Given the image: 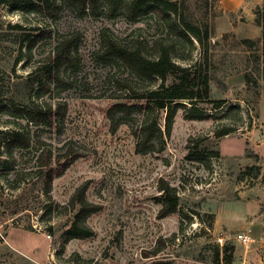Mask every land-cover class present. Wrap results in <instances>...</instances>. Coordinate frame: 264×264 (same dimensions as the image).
<instances>
[{
    "label": "rangeland",
    "instance_id": "1",
    "mask_svg": "<svg viewBox=\"0 0 264 264\" xmlns=\"http://www.w3.org/2000/svg\"><path fill=\"white\" fill-rule=\"evenodd\" d=\"M129 1L111 11L101 0L93 15L73 0H54L53 16L12 0L0 3V130L22 127L32 137L30 149L16 150L15 170H0V264H264V80L255 74L246 84L254 64L241 43L252 39L261 49L255 10L264 0H167L178 3L180 15L162 19L148 10L135 20ZM181 18L199 29L203 43L177 35ZM65 38L73 40L72 58L38 97L25 79ZM161 40L176 64L208 69L211 100L226 103L219 110L200 106L210 115L205 120H188L179 109L163 145L140 153L141 117L117 125L111 109L119 101L136 103L131 96L161 80L137 78L102 47L114 41L154 59ZM128 79L131 96L121 87ZM30 95L60 107L53 127L28 124L20 102ZM226 129L234 131L217 136ZM41 149L52 150L54 159L78 155L49 192L43 183L32 186ZM254 165L261 168L256 177L248 170ZM163 185L180 197L167 217H161ZM82 187L98 210L77 219L74 197ZM76 220L84 236L69 238ZM242 233L255 241L241 245Z\"/></svg>",
    "mask_w": 264,
    "mask_h": 264
},
{
    "label": "trees",
    "instance_id": "2",
    "mask_svg": "<svg viewBox=\"0 0 264 264\" xmlns=\"http://www.w3.org/2000/svg\"><path fill=\"white\" fill-rule=\"evenodd\" d=\"M10 0H2L0 3H4ZM14 4L20 8L31 7L35 10L46 11L50 15L55 14L54 0H12ZM78 9L81 12H90L94 15L99 11L101 0H73ZM107 7L111 11H115L119 7V0H105ZM148 10H154L162 19H170V15L179 14L178 3L170 2L167 0H130L127 3V13L131 20H135L143 14H146ZM255 24L262 27V47L259 50L258 44L252 39H243L241 43L247 46L250 50V60L253 62L254 72H245L244 79L248 86L252 85L253 76L258 75V78L264 80V5L256 8L255 10ZM96 16V15H95ZM182 26L184 30L178 29L177 35L182 38L186 43L192 44L191 35L195 37L199 42L203 43L200 36L199 29L187 23L184 18H181ZM205 37L209 39V33L206 31ZM26 41H30L28 37ZM34 41H32L33 43ZM159 46V55L156 58H150L143 55L139 50L129 49L128 47H122L116 44L114 41H107L103 44L102 54L104 56H113L124 62L130 69L132 74L142 80L150 79L155 81V78L160 79L161 83L152 87H148L144 90L142 95L138 98L132 97L133 85L130 84V80L127 83L121 85V87L127 92V96H131L130 99H136V103H130L125 101H119L111 109V114L114 111L115 115H111V119L115 120V116L118 118L117 125L122 123H128L129 117L134 114H138L141 120L138 124V143L137 151L140 153H147L151 148L156 145L162 146L165 141V136L171 134L173 123L176 114L179 109H184V116L188 120H205L210 115L204 106L207 103H213L215 110L221 109L226 101L218 100L212 101L210 98V81L211 75L208 69L203 70L198 66H190L183 68L176 64L171 56V51L167 47H163L162 40L157 42ZM32 47H30V50ZM73 54V40L61 39L57 42L53 49V53L49 56L47 63H43L32 70L25 82L28 84L31 92L37 89L36 94L41 96L42 92L46 93L50 90L51 79L55 78V74L61 68L64 62H70ZM21 57L16 62L21 61ZM47 78L50 82L44 81ZM1 79V77H0ZM132 83V82H131ZM255 87H260V84L256 81ZM3 95V94H2ZM4 96V95H3ZM264 96V85H263ZM181 100H188L191 106L188 108L185 104L181 103ZM15 102V101H14ZM24 110V118L28 121V124L43 125L53 127L55 124L57 114L60 112V107L52 108L51 104L45 102H37L32 99V95L26 97L20 102ZM1 104V101H0ZM15 105V104H14ZM14 105L9 104L10 108H14ZM59 109V110H58ZM116 125V124H115ZM116 125V126H117ZM234 129H226L225 131L217 133V136H225L233 132ZM2 139L0 141V157L4 154L7 155L6 159L0 158V170L5 169L15 170L14 154L16 150H28L32 147V137L29 132H25L22 127L0 130ZM3 147L4 152L1 151ZM191 148V146H189ZM216 157H219V153H214ZM71 153L57 156L54 159L52 150L41 149V152L37 156L36 161V177L33 178V187L37 184H44L45 189L49 192L52 189L53 181L56 177L62 175L71 165V163L78 158V155L70 156ZM13 160V161H12ZM249 171H252L254 176H258L261 173V168L258 165L250 166ZM162 196V209L161 217H167L177 210L180 197L175 193L174 188H170L167 185L161 186ZM74 203L77 207V219L84 216V219L90 214L96 212L98 207L93 204H89L85 200V187L79 189L74 197ZM14 221V220H13ZM82 227L79 226L78 220H76L72 226L66 231V235L69 238L83 237ZM49 235L54 232L52 227L48 228ZM228 247H224L227 253ZM158 253H154L149 256H157ZM230 258L229 256L226 257ZM231 260V259H230ZM151 264H168L163 261H153Z\"/></svg>",
    "mask_w": 264,
    "mask_h": 264
},
{
    "label": "built area",
    "instance_id": "3",
    "mask_svg": "<svg viewBox=\"0 0 264 264\" xmlns=\"http://www.w3.org/2000/svg\"><path fill=\"white\" fill-rule=\"evenodd\" d=\"M237 239L241 245L246 246V247L255 241L253 236L247 233L240 234Z\"/></svg>",
    "mask_w": 264,
    "mask_h": 264
},
{
    "label": "crops",
    "instance_id": "4",
    "mask_svg": "<svg viewBox=\"0 0 264 264\" xmlns=\"http://www.w3.org/2000/svg\"><path fill=\"white\" fill-rule=\"evenodd\" d=\"M259 222H261V221L258 220V223H259Z\"/></svg>",
    "mask_w": 264,
    "mask_h": 264
}]
</instances>
